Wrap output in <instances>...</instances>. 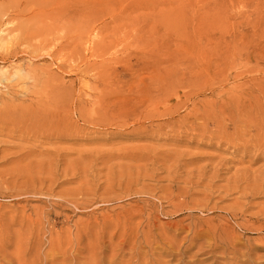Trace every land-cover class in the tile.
Returning <instances> with one entry per match:
<instances>
[{
	"label": "rangeland",
	"instance_id": "374dc122",
	"mask_svg": "<svg viewBox=\"0 0 264 264\" xmlns=\"http://www.w3.org/2000/svg\"><path fill=\"white\" fill-rule=\"evenodd\" d=\"M261 225L264 0H0V264H264Z\"/></svg>",
	"mask_w": 264,
	"mask_h": 264
},
{
	"label": "bare ground",
	"instance_id": "6f19581e",
	"mask_svg": "<svg viewBox=\"0 0 264 264\" xmlns=\"http://www.w3.org/2000/svg\"><path fill=\"white\" fill-rule=\"evenodd\" d=\"M90 71H91V70H90ZM90 71H89V72H90ZM96 71H97V70H96ZM105 71H106V70H105ZM89 72H88V73H89ZM97 73H98V72H97ZM99 74H100V73H99ZM87 75H88V74H87ZM107 75H108V74H107ZM100 77H101V76H99V78H100ZM96 78H97V77H96ZM102 82H103V81H102ZM108 82H109V81H108ZM169 84H170V83H169ZM105 85H106V84H105ZM105 87H106V86H105ZM263 227H264V225H261V226L258 227V228L263 229ZM254 228H255V227H254ZM189 230H190V229H189ZM259 232H260V231H259ZM68 236H69V235H68ZM68 239H69V238H68ZM261 243H262V241H261ZM67 244H68V243H67ZM59 246H60V245H59ZM61 252H62V251H61ZM47 253H48V252H47ZM19 254H20V253H19ZM19 254H18V255H19ZM62 255H63V254H62ZM91 255H92V254H91ZM32 258H33V257H32ZM45 259H46V257H45ZM19 260H20V259H19ZM34 260H35V259H34ZM63 262H64V261H63ZM92 262H93V261H92ZM160 262H161V261H160ZM33 263H34V262H33Z\"/></svg>",
	"mask_w": 264,
	"mask_h": 264
}]
</instances>
